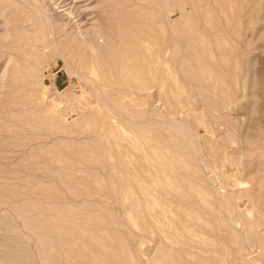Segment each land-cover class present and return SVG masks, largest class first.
I'll return each instance as SVG.
<instances>
[{
    "label": "rangeland",
    "instance_id": "rangeland-1",
    "mask_svg": "<svg viewBox=\"0 0 264 264\" xmlns=\"http://www.w3.org/2000/svg\"><path fill=\"white\" fill-rule=\"evenodd\" d=\"M26 1L0 0V195L24 202L29 227L44 236L25 229L32 247L51 252L47 231L70 223L75 264L91 247L130 264H190L182 247L189 258L264 264V0ZM68 3L97 9L81 21ZM99 18L110 32L103 41L92 37ZM87 27L97 42L82 40ZM98 42L120 52L96 53ZM163 48L167 88L155 55ZM133 183L166 202V217L188 224L206 250L195 255L152 228Z\"/></svg>",
    "mask_w": 264,
    "mask_h": 264
},
{
    "label": "bare ground",
    "instance_id": "bare-ground-1",
    "mask_svg": "<svg viewBox=\"0 0 264 264\" xmlns=\"http://www.w3.org/2000/svg\"><path fill=\"white\" fill-rule=\"evenodd\" d=\"M26 1V0H24ZM29 1V0H28ZM56 1V0H55ZM65 1V0H64ZM63 1V2H64ZM77 1H80V0H77ZM83 1V0H82ZM88 1V0H87ZM114 1H117V0H114ZM158 1V0H157ZM202 1V0H201ZM223 1V0H222ZM236 1V0H235ZM238 1V0H237ZM27 2V1H26ZM62 2V4H63ZM92 2V1H91ZM230 2V1H229ZM239 2V1H238ZM25 3V2H24ZM98 3V2H97ZM105 3V1H104ZM115 3V2H114ZM167 3V2H166ZM31 4V3H30ZM71 4V3H70ZM108 4V3H107ZM120 4V3H119ZM67 9V13L70 14H73L72 16L74 17H77L79 20L82 19L81 15L83 12H86L85 10L87 9L86 7L88 6H85L83 10L80 9V7L76 4H73V5H69L68 4H64ZM103 5V4H102ZM115 5V4H114ZM159 5V4H158ZM161 5V3H160ZM178 5V4H177ZM190 5V3H189ZM193 5V4H192ZM228 5V4H227ZM226 5V6H227ZM28 6L30 7L31 5L28 4ZM63 6V5H62ZM92 6V5H91ZM99 6V5H98ZM97 6V7H98ZM121 6V5H120ZM123 6V5H122ZM36 13L38 14H41L45 17V22L47 21L49 23V25H51L53 27L54 23L57 22V20L59 19L57 16H48L44 11H42L41 9H39V7L35 6V5H32L31 6ZM30 7V8H31ZM126 7V6H125ZM169 7V6H168ZM234 7V6H233ZM93 9V7H91ZM91 8H88L87 10H90ZM96 8V7H94ZM103 8V7H102ZM151 8V7H150ZM32 9V10H33ZM43 9V8H42ZM91 9V10H92ZM97 9V8H96ZM96 9H93L94 11ZM44 10V9H43ZM201 10H202V7H201ZM93 11V12H94ZM123 11V10H122ZM183 11V10H182ZM208 11V10H207ZM210 11V10H209ZM208 11V12H209ZM92 12V11H91ZM107 12V11H106ZM121 12V11H120ZM164 12V11H163ZM202 12V11H201ZM87 13V12H86ZM112 13V11H111ZM92 14V13H90ZM121 14V13H120ZM165 14V13H164ZM106 15V14H105ZM114 15V14H113ZM112 15V16H113ZM119 15V14H118ZM202 15V14H201ZM111 16V15H109ZM121 16V15H120ZM159 16V15H158ZM71 17V15H70ZM114 17V16H113ZM167 17V15H166ZM165 17V18H166ZM202 17V16H201ZM93 18V17H92ZM124 18V17H123ZM213 18V17H212ZM39 19V18H38ZM37 19V20H38ZM41 19V18H40ZM75 19V18H74ZM77 19V20H78ZM114 19V18H113ZM168 19V18H166ZM165 19V20H166ZM76 20V22H77ZM96 20V19H95ZM169 20V19H168ZM201 20V19H200ZM233 20V19H232ZM70 21V20H69ZM82 21V20H81ZM98 21V19H97ZM173 21V20H172ZM171 21V22H172ZM234 21V20H233ZM42 22V20H41ZM61 22V21H60ZM80 22V21H79ZM158 22V21H157ZM59 23V20L58 22ZM56 23V24H57ZM81 23V22H80ZM96 23V21H95ZM136 23V22H135ZM134 23V24H135ZM166 23V22H165ZM216 23V22H215ZM39 24V22H38ZM42 24V23H41ZM40 24V25H41ZM55 24V25H56ZM103 24L99 18V22L98 24H93L92 26H96L98 28V33L97 31L95 33H93V31H95L96 27L94 30H89L90 32L92 31L93 33V36L92 37H99L101 41H103L101 38H108L109 36V31L104 29L103 28ZM122 24V23H121ZM133 24V23H132ZM163 24V23H162ZM61 26V28H63V26H65V24L61 23L59 24ZM109 25V24H108ZM166 25V24H165ZM127 26V25H126ZM167 26V25H166ZM204 26V25H203ZM41 27V26H40ZM59 27V26H57ZM56 27V28H57ZM60 28V30H61ZM67 28V26H66ZM94 27H91L90 29H93ZM112 28V27H111ZM85 29L84 34L86 33V36H87V33L88 32V27L87 28H83V30ZM168 29V27H167ZM48 30V29H47ZM52 30L53 29H50V32H49V38H51L50 36L52 35ZM55 30V29H54ZM67 30V29H66ZM65 30V31H66ZM131 30V29H130ZM80 31V30H79ZM39 32V31H37ZM75 32H73L74 34ZM82 33V32H81ZM119 33V32H117ZM126 33V32H125ZM168 33L170 34V31H168ZM223 33V32H222ZM221 33V34H222ZM65 34V32H64ZM80 34V32L78 33V35ZM83 33L81 35H79L80 37H83L84 35ZM90 34V33H89ZM88 36L89 37H84L82 40H84L85 42V38L88 40V41H93L94 39H92L91 35L90 34ZM95 35H99V36H94ZM212 34V33H211ZM37 35V34H36ZM39 35V34H38ZM77 35V36H78ZM175 34H173V37H176L174 36ZM216 35V34H215ZM1 36V35H0ZM172 36V35H170ZM38 37V36H37ZM53 37V35H52ZM74 37H75V34H74ZM220 37V36H219ZM218 37V39H219ZM98 38V39H99ZM111 38V37H110ZM69 39V38H68ZM90 39V40H89ZM109 39V38H108ZM112 39V38H111ZM64 40V39H63ZM62 40V41H63ZM86 40V41H87ZM97 40V39H96ZM96 40H94V42H97ZM221 41V39H219ZM15 41V40H14ZM69 41V40H68ZM78 41V40H77ZM114 41V40H112ZM225 41V40H224ZM3 43V42H2ZM66 43V42H65ZM64 43V44H65ZM68 43V42H67ZM82 43V41H81ZM86 43H90V42H86ZM93 43V42H92ZM99 43V42H98ZM105 43V42H103ZM215 43V42H214ZM224 43V42H223ZM48 46H49V42L47 43ZM63 44V45H64ZM78 44V43H77ZM102 45V43H99ZM106 44V43H105ZM18 44H15V50L16 49H19L20 46ZM81 45V44H80ZM91 45V44H90ZM96 45V44H95ZM199 45V44H198ZM99 46V45H98ZM129 46V45H128ZM133 46V45H132ZM19 47V48H18ZM72 47V46H70ZM82 47V45H81ZM81 47H80V50H81ZM92 47V46H91ZM121 46H113V47H110L108 45H102V46H99V47H95V52L96 53H102L103 51L106 52L105 54H108V56L114 60V56L116 55L117 51H119L118 49L120 48ZM23 48V47H21ZM25 48V47H24ZM126 48V47H125ZM180 48V47H179ZM231 48V46H230ZM26 49V48H25ZM24 49V50H25ZM123 49V48H122ZM133 49V48H132ZM228 49V47H227ZM23 50V51H24ZM121 50V49H120ZM130 50V49H129ZM181 50V49H180ZM197 50V49H196ZM139 51V50H138ZM137 51V53H138ZM120 52V51H119ZM181 52V51H180ZM197 52V51H196ZM233 52V50H232ZM179 53V52H178ZM67 54H69L67 52ZM130 54V53H129ZM128 54V55H129ZM182 54V52H181ZM188 54V53H187ZM103 55V54H102ZM101 55V56H102ZM122 55V54H121ZM155 55L157 57H160V59H162L163 61V64L165 67H161L160 69V74L162 76V80L161 82L164 84V86L167 88L169 87L170 85V78H169V68L167 67V64L169 63V59L168 57L170 56V49L168 48H163V49H159ZM179 55V54H178ZM219 55V53H218ZM100 56V57H101ZM105 56V55H103ZM181 56V55H180ZM91 55H86L85 57H83L82 61L85 62V63H89V60L91 59ZM192 57V56H191ZM133 58V57H132ZM226 58V56H225ZM131 60V59H130ZM142 60V59H141ZM206 60V59H205ZM208 60V59H207ZM210 60V59H209ZM24 61V60H23ZM106 61V60H105ZM122 61V60H121ZM178 61V59H177ZM176 61V62H177ZM182 61V60H181ZM112 62V61H111ZM114 62V61H113ZM115 62L117 63V61L115 60ZM120 62V61H119ZM118 62V63H119ZM127 62V61H126ZM175 62V63H176ZM207 62V61H205ZM101 63V62H100ZM110 63V61H109ZM117 63V64H118ZM129 63V62H128ZM139 63V62H138ZM136 63V64H138ZM64 64V63H63ZM209 64V63H207ZM97 65V64H96ZM125 65V64H124ZM177 65V64H176ZM81 66L80 70L79 71H76V72H79L81 73V75H86L85 73V67L86 66H82V65H79ZM135 66V65H134ZM137 66V65H136ZM66 67L67 69L69 70L70 69V66L68 64H66ZM101 67H103L101 65ZM179 67V66H178ZM186 67V66H185ZM214 67V66H213ZM65 68V67H64ZM79 68V67H78ZM93 68V67H92ZM139 68V67H138ZM176 68V67H174ZM177 69V68H176ZM75 70V69H74ZM119 70V69H118ZM152 70V68H151ZM193 70H196V69H193ZM96 71V69H95ZM116 72V71H114ZM119 72V71H118ZM196 72V71H195ZM75 73V72H74ZM127 73V72H126ZM133 73V72H132ZM120 74V73H119ZM145 74V73H144ZM177 74H178V69H177ZM127 75V74H126ZM132 78L134 79V77L132 76ZM136 78V77H135ZM90 79V78H89ZM139 79V78H138ZM138 83V81L136 82ZM116 90V89H115ZM119 90V89H118ZM117 91V90H116ZM91 104V103H90ZM92 106V105H91ZM97 108V107H96ZM113 121V120H112ZM111 120L109 122H112ZM122 121V120H121ZM104 122V121H103ZM136 122V121H135ZM150 123V122H149ZM107 124V123H105ZM109 125V124H108ZM103 126V125H102ZM109 128V127H108ZM113 129V128H112ZM138 132V131H137ZM129 135V134H128ZM116 137V136H115ZM141 137V136H140ZM149 138V137H148ZM111 139V137H110ZM129 139V138H128ZM145 140V139H144ZM147 140V139H146ZM127 141V140H126ZM127 143V142H126ZM136 144V143H135ZM149 144V143H148ZM257 145V144H256ZM126 147V146H125ZM149 147V146H148ZM137 148V147H136ZM131 149V147H130ZM138 151V150H137ZM139 152V151H138ZM116 155V154H115ZM117 157V156H116ZM135 162V161H134ZM139 164V163H138ZM156 166V165H155ZM145 169V168H144ZM149 169V168H148ZM170 169V168H169ZM172 174V173H171ZM178 174V173H177ZM210 174V173H209ZM152 176V175H151ZM180 177V176H179ZM211 180V179H210ZM212 183V182H211ZM134 184V189L135 191L137 192V196H138V199L139 200H135L136 202H134L133 204L135 206H138L139 203L142 204L143 206V212H144V217L146 218L147 220V223H149V225L152 226V228L154 227L156 231L162 233V234H173L174 237H173V240L177 241L178 240H181L183 242V244H189V245H193V247L196 249H198V251H194L192 250V252H194L195 255H197L198 252H203V250H206L204 249V246L205 245H208L207 242L203 241V240H196L193 238L192 236V229L191 227L188 225V224H185L183 221H179L178 217L177 218H169V217H166V202L164 201H160L154 194H152L148 189H146L144 187V185H141L140 183H133ZM201 187V186H200ZM213 187V186H212ZM211 187V188H212ZM5 188V187H4ZM2 188V189H4ZM7 188V187H6ZM210 188V187H208ZM216 188V187H214ZM213 190V189H212ZM13 191V190H12ZM214 191V190H213ZM212 191V192H213ZM136 192H132L134 195H136ZM185 192V191H184ZM12 193V192H11ZM21 193V192H20ZM19 193V194H20ZM216 193V192H215ZM5 194V193H4ZM23 194V193H22ZM31 194V193H30ZM33 194V193H32ZM35 195V194H34ZM128 194H124V198L127 199V196ZM222 195V194H220ZM1 196V195H0ZM20 196V195H19ZM23 196V195H22ZM26 196V195H25ZM174 196V195H172ZM6 197V196H5ZM24 197V196H23ZM123 197V196H122ZM219 197V196H218ZM57 198V197H56ZM175 198V196H174ZM213 198H214V195H213ZM216 198H217V195H216ZM224 198V197H223ZM55 199V198H54ZM60 199V198H59ZM136 199V198H135ZM192 199V198H191ZM220 199V197H219ZM225 199V198H224ZM216 200V199H215ZM221 200V199H220ZM230 200V199H229ZM223 201V200H222ZM221 201V202H222ZM41 203V202H40ZM177 203V202H176ZM229 203V202H228ZM131 204V202H130ZM132 204V205H133ZM230 204V203H229ZM24 202L22 200L19 199H15V196H14V200L10 199L9 197H6L4 198V196H1L0 197V206H3L4 208L1 209L3 210V212H0V264H75L74 263V258H75V254L77 253L76 250H75V237H74V233H73V229L75 230V226L73 228V226L68 223L67 224V227L66 229L64 230H59V228L57 227V223L50 228V230L47 231V239H50L52 240V242L48 243L47 247L46 245L44 246V248L49 249L51 250V252L49 253H45L40 247L39 245L36 246L34 245L32 247V242L34 241V239L32 238V235L31 234H27L25 231V229L27 228H30L29 225H30V222H29V219H30V216H28L23 208L24 206ZM39 205V204H38ZM202 205V204H201ZM217 206V204H216ZM37 208V207H36ZM40 208V207H38ZM188 208V207H187ZM264 208V207H263ZM235 209H237L235 207ZM41 210V209H39ZM236 211V210H235ZM227 212V211H225ZM89 213V212H88ZM92 214V213H90ZM95 215V214H94ZM182 218H184L186 215L185 213L179 211V215ZM138 217V216H137ZM208 220V219H207ZM118 221V220H117ZM201 221V220H200ZM202 222V221H201ZM85 223V222H84ZM93 223V222H92ZM102 224V223H101ZM230 224V223H229ZM60 225V224H59ZM176 225H179L180 228H178ZM196 225V224H195ZM34 226H38L39 225H36L34 223ZM102 226V225H101ZM233 226V225H232ZM199 227V226H198ZM234 227V226H233ZM93 228V227H92ZM40 229L42 230V226L40 225ZM174 229V230H173ZM30 230H32V234L36 235L37 236V239L40 243L43 244V239H44V236L42 235V233L40 231H36L32 228H30ZM68 230V231H66ZM172 230H173V233H172ZM229 230V229H228ZM252 231V230H251ZM157 232V233H158ZM236 233V231H234ZM254 232V231H253ZM257 232V231H256ZM117 234V233H116ZM255 234V233H254ZM41 235V236H39ZM211 236V235H210ZM168 237V236H167ZM212 237V236H211ZM159 238V237H158ZM169 239H171L170 237H168ZM89 239V238H88ZM124 239V238H123ZM161 239V242L163 240H165L163 237L160 238ZM159 239V240H160ZM236 239V237H235ZM234 239V240H235ZM97 240L98 242L101 241V238L98 239L97 236H95L94 238H92V241H94L95 243H97ZM63 241V242H62ZM93 242V243H94ZM219 242V241H218ZM223 243V242H222ZM43 246V245H42ZM208 247V246H207ZM206 247V248H207ZM223 247V246H222ZM234 248H237V247H234ZM77 249V248H76ZM215 249V247L213 246V250ZM217 249V248H216ZM189 250V249H188ZM177 253H180L182 254V256L185 258V256L187 255L186 257V260L190 263V264H218V258H214V257H206L204 254H202L201 257H199V255L197 256V258H195L194 256L189 258V255L190 253L186 254V251L185 249L182 247L178 250H176ZM218 251V250H217ZM235 251V250H234ZM232 251V252H234ZM240 251V250H239ZM237 252V251H236ZM81 253V252H80ZM88 255L87 256V261H86V264H130L128 262H124L123 260L121 259H113L112 261H110V255H106V253H104V255H98L97 252H95L92 247L90 248V251H87ZM234 254V253H233ZM240 254V253H239ZM84 255V254H83ZM175 256V255H174ZM213 256V255H212ZM199 257V261L196 260L198 259ZM226 257V256H225ZM85 258V257H84ZM188 258V259H187ZM233 258V256H232ZM243 258V257H242ZM192 259V260H190ZM244 259V258H243ZM141 260V259H140ZM221 260V259H220Z\"/></svg>",
    "mask_w": 264,
    "mask_h": 264
}]
</instances>
